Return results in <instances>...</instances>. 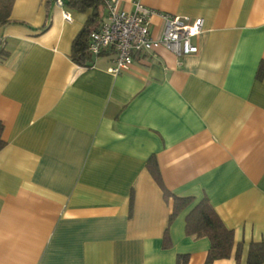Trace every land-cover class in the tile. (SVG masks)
I'll return each instance as SVG.
<instances>
[{
    "label": "crops",
    "instance_id": "obj_1",
    "mask_svg": "<svg viewBox=\"0 0 264 264\" xmlns=\"http://www.w3.org/2000/svg\"><path fill=\"white\" fill-rule=\"evenodd\" d=\"M113 1L202 18L197 51L157 47L119 74L111 50L80 66L69 54L90 10L12 0L0 26V264H203L208 238L185 232L203 198L233 232L214 264H245L264 241V0ZM163 25L154 13L151 35ZM150 159L171 194L193 199L171 222Z\"/></svg>",
    "mask_w": 264,
    "mask_h": 264
},
{
    "label": "built area",
    "instance_id": "obj_2",
    "mask_svg": "<svg viewBox=\"0 0 264 264\" xmlns=\"http://www.w3.org/2000/svg\"><path fill=\"white\" fill-rule=\"evenodd\" d=\"M104 15L96 28L88 35L87 50L94 57L106 50L113 51L112 65L108 71L119 74L132 63L134 56L163 47L177 56L197 51L192 37L197 35L203 25L200 17L189 18L165 12H156L136 3L132 11L118 8L113 0H101ZM63 7V0H54ZM154 13L162 18L164 25L158 37L150 32V19ZM64 18L69 15L64 12Z\"/></svg>",
    "mask_w": 264,
    "mask_h": 264
},
{
    "label": "trees",
    "instance_id": "obj_3",
    "mask_svg": "<svg viewBox=\"0 0 264 264\" xmlns=\"http://www.w3.org/2000/svg\"><path fill=\"white\" fill-rule=\"evenodd\" d=\"M12 5V0H0V26L4 25L9 20V13ZM63 6L74 8L80 11L90 10L89 15L81 28L76 34L71 43L70 58L76 64L84 67H89L94 64V56L87 50L89 32L96 28L102 19L100 13L104 4L101 0H63ZM8 52L0 50V59H4ZM3 124L0 121V149L5 145L2 138ZM148 168L160 185L165 198L171 197L172 204L168 221L171 220L184 208L190 205L193 201L192 197H177L171 194L163 185L160 178V173L154 159L148 160ZM185 232L195 237H207L209 247L203 264H214L216 260L227 258L231 255L234 248L233 232L227 228L217 213L214 211L206 198L200 200L187 213L185 217ZM167 229L164 232L163 238H167ZM165 242V241H164ZM241 245L235 247V260L239 262ZM183 264L184 259L181 260ZM245 264H264V241L252 242L249 244Z\"/></svg>",
    "mask_w": 264,
    "mask_h": 264
}]
</instances>
